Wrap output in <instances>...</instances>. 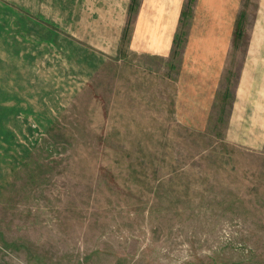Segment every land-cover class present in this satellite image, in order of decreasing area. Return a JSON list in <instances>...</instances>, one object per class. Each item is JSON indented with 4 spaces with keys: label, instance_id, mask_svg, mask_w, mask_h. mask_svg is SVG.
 <instances>
[{
    "label": "rangeland",
    "instance_id": "1",
    "mask_svg": "<svg viewBox=\"0 0 264 264\" xmlns=\"http://www.w3.org/2000/svg\"><path fill=\"white\" fill-rule=\"evenodd\" d=\"M94 1L113 41L127 0H0V264H264V156L221 141L261 0H244L204 134L130 100L162 81L108 54L81 77L78 9Z\"/></svg>",
    "mask_w": 264,
    "mask_h": 264
},
{
    "label": "crops",
    "instance_id": "2",
    "mask_svg": "<svg viewBox=\"0 0 264 264\" xmlns=\"http://www.w3.org/2000/svg\"><path fill=\"white\" fill-rule=\"evenodd\" d=\"M132 1L115 7L118 16L116 20L112 18L116 32L113 41L110 35L97 33L99 3L79 6L77 37L86 45L78 44L82 55L79 60L84 63L81 77L87 79L96 72L103 63V54H108L118 64L125 62L129 72L132 69L135 73L134 77L148 80L147 86H150L149 79L162 81V86L153 89L129 85L126 95L130 100L152 95L163 108L170 104L174 124L191 132L206 133L234 45L236 27L244 13V0H141L136 6V15L130 17ZM256 14L255 34L259 36L254 34L251 38L250 51L244 57L221 141L241 152L264 156V52L261 48L264 46V0L260 1ZM75 17L76 10L64 22L70 30ZM41 30L47 32V29ZM176 38L184 48L179 65L173 67ZM44 54L48 55V49L40 53ZM154 62L160 63V67L155 68ZM168 82L173 84L171 92Z\"/></svg>",
    "mask_w": 264,
    "mask_h": 264
},
{
    "label": "trees",
    "instance_id": "3",
    "mask_svg": "<svg viewBox=\"0 0 264 264\" xmlns=\"http://www.w3.org/2000/svg\"><path fill=\"white\" fill-rule=\"evenodd\" d=\"M242 17H243V14L241 15V17H240V21L238 22V25H237V28H236V35H235V39H238L240 36H241V34H242V29H241V22H242ZM177 39V38H176ZM178 39H179V36H178ZM178 39L176 40V46H178L179 45V41H178Z\"/></svg>",
    "mask_w": 264,
    "mask_h": 264
}]
</instances>
